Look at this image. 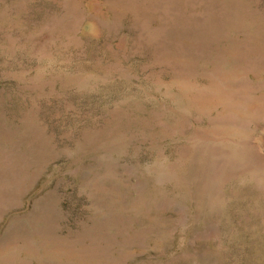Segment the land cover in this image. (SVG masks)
Returning <instances> with one entry per match:
<instances>
[{"label":"rangeland","instance_id":"rangeland-1","mask_svg":"<svg viewBox=\"0 0 264 264\" xmlns=\"http://www.w3.org/2000/svg\"><path fill=\"white\" fill-rule=\"evenodd\" d=\"M0 264H264V0H0Z\"/></svg>","mask_w":264,"mask_h":264}]
</instances>
